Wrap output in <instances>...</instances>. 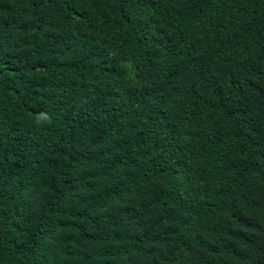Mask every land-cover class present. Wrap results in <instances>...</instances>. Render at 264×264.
Listing matches in <instances>:
<instances>
[{"label":"trees","instance_id":"16d2710c","mask_svg":"<svg viewBox=\"0 0 264 264\" xmlns=\"http://www.w3.org/2000/svg\"><path fill=\"white\" fill-rule=\"evenodd\" d=\"M0 264H264V0H0Z\"/></svg>","mask_w":264,"mask_h":264}]
</instances>
